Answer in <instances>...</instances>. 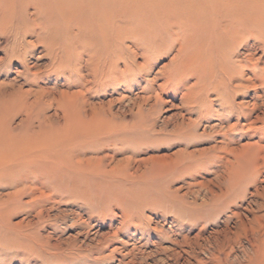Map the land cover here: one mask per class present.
Here are the masks:
<instances>
[{
    "label": "rangeland",
    "instance_id": "374dc122",
    "mask_svg": "<svg viewBox=\"0 0 264 264\" xmlns=\"http://www.w3.org/2000/svg\"><path fill=\"white\" fill-rule=\"evenodd\" d=\"M171 5L164 3L168 11L160 18L166 33L170 23L193 19L191 9L171 11ZM262 6L264 0L245 5L238 22L230 14L212 17L205 11L196 17L205 24L197 40L209 51L193 65L200 72L171 82L178 46L161 31L159 37L134 33L137 22L123 29L126 36L110 52L118 55L111 70L116 76L102 81H92L83 63L79 76L72 62L63 71L17 18L0 24V105L18 89L32 90L24 98L33 101L41 86L55 98L60 90H79L73 99L81 108L78 113V104H67L79 122L66 133L51 132L53 145L39 155L53 163L60 150L67 172L38 174L42 162L35 161L26 171L51 197H36L31 205L22 196L11 211L0 210V264H264V15L253 20ZM221 21L231 23L229 28L236 24L233 33L226 29L233 34L226 43L215 39L221 28L214 22ZM59 26L57 51L65 46L73 57L81 45L91 44L92 39L79 42L87 40L79 27L90 23L78 16ZM153 38L160 42L157 52L147 45ZM144 52L151 60H144ZM48 102L41 96L27 112L11 114L14 131L32 118V135L43 139L40 113L53 120L50 129L61 127L62 112ZM91 107L110 123L95 134L79 130ZM228 142L241 149L236 159L221 150ZM70 154L85 165L90 160L91 171L71 170ZM8 191L0 189V200Z\"/></svg>",
    "mask_w": 264,
    "mask_h": 264
},
{
    "label": "bare ground",
    "instance_id": "6f19581e",
    "mask_svg": "<svg viewBox=\"0 0 264 264\" xmlns=\"http://www.w3.org/2000/svg\"><path fill=\"white\" fill-rule=\"evenodd\" d=\"M260 1L261 0H0V24L2 26H7L8 23L13 22L14 19L17 18L16 20L18 21V24L22 26L23 32L33 34L36 33V42L45 45V47L43 45L42 46L50 54V59L53 61L57 60L58 65H56L59 66L62 70L63 68H65V63L72 62V65L76 70L75 72L79 76V65L81 66V63H83L82 65L87 67V70L90 71L92 75V81H95L97 77L99 78V76L101 77L102 81V78H107L108 76H116L115 72H112L111 70L115 68L114 65L116 64V60L114 59V57L118 55H115L117 52L113 54H110V52H113L115 46L120 43V40H122L124 36H126V30L123 29L126 28L129 23H139L138 27L133 30L134 33H149L154 37H159V32L161 31L160 18L164 17L168 11L162 9L163 7L165 8L164 3L169 2L173 5H171L172 7H170L171 11L173 9L174 11L179 10L180 8H183L181 6H185L191 9L193 19L185 24H181V21L180 23H170V27L166 29L169 34L164 32L163 30L161 31L162 33H164L163 39L165 36H169V38L172 40V44H176L178 46V57L170 68V75L169 79L167 80V82H171L172 78L185 75L186 72H200L201 70L199 69V67L195 68L196 65H193L195 64V62L196 64L198 62L202 63L201 54L203 55L202 52L207 50L206 46L204 47V45L202 43H199V41L197 40L203 32L205 24L197 21L198 19H196V17L198 18L199 16H202L203 12L205 11V13H208V15L214 14L212 15V17L227 18L230 14L234 19H237L235 21L238 22V20H242L241 16H243L246 12L242 10L245 5H254L260 3ZM31 8L33 9L30 12L29 10ZM131 9L136 11L133 16L129 15V10ZM254 12L255 13L253 14V20L262 18V16L264 15V7L262 6L260 7V9H257V11ZM76 16L79 17L80 22L90 23V27H87L85 29L79 27V33L83 32L82 34L87 38V40L85 41L79 38V42L87 43L88 39H92V41L88 47L85 45H81L79 47L81 49L79 50V55L75 54L72 57L69 54L70 51H68L67 47H65L64 45V47H61V49L58 51L56 50L55 46H57L56 43L60 39V22H69L71 18ZM118 17H121V19L117 23L116 18ZM214 24H216L217 29L221 28L217 31L215 39H217V41L221 43H226L228 37L233 36V34L228 35L226 29L228 28L229 34L233 33L236 24L233 23L231 25V28H229V25L231 23H224L221 21L214 22ZM15 32L16 31L14 30V34ZM234 34H236V32ZM147 45L150 50H155L156 52L160 48V42H158L154 38L148 39ZM81 47L84 49H82ZM82 50L86 51V56H83V53L85 51L83 52ZM144 53V60H151L149 59L150 57L147 55V53ZM200 59L201 61H199ZM25 65L26 64H24V66ZM125 66L128 67L127 64H125ZM256 85H254V87ZM40 87L36 88V90L34 91L35 98L33 101H29L28 99L24 98L26 97V95L31 94L32 90L23 92L21 91V89H18L17 91L11 92L10 95L8 94V96L4 98L6 101L1 103L0 105V189H10V191H8L6 195H4L7 198L5 200H0V210H8V212L11 211L12 206L10 207V204L13 202L21 204L22 196H28L29 200L27 201L31 205L35 203L36 197H51V194L47 193L46 190H44V187L40 185L39 178L36 177L34 179L32 175L26 176V171L28 170L31 162H42L39 163L41 165H38L37 167L38 174L43 173L44 175H48L50 171L54 170L55 175L59 176L67 172L66 165H63V163L60 162L64 160L59 159L60 155L62 154L60 150L58 151V153L54 154V158H51L53 163H45V161L48 160V157H46L44 161V155L43 157H40L39 155L42 154L41 151L43 149L51 147L53 145L52 141L49 138L51 137V132L57 131L61 134L66 133L64 129L69 130V128L74 127L71 125L79 122L78 118L75 120V116L74 118L72 117L69 108V105L74 106L78 104L77 112H80L79 110L81 108L79 107V101H74L73 99L74 97L79 95V90L73 93H68L65 90H60L58 91V98H55L53 95V90L46 92ZM41 96H47L49 99L48 104L51 105L55 103L57 108L62 112L64 121L62 126H56L54 127V129H50V126L52 125L51 122L53 120H51L50 117H45L43 113H40V115H43L42 120L45 121L43 122V124L44 126H46L41 127L43 129L40 128L39 130L43 139L36 140L34 138L35 136H33L34 134L32 133V125L34 120H32V118L26 120V127H24L22 131L15 132L14 128L11 126V114L13 115L22 111L27 112L28 108L31 105L33 106L35 103H37ZM19 103L21 108H19ZM34 119H37L39 123L42 122L41 117H34ZM85 120L86 122L85 124H83L84 127L80 126L79 130L83 129L84 131H90L91 133H94V131L98 132V128L100 126L102 127L105 123H109L107 120H105L103 113H99L94 107H91L90 117H87ZM251 124L249 125L251 126ZM233 126L236 125H230V128H232ZM108 128H111V126ZM229 143L230 142L226 143V146H222L221 150L225 152V154L232 153L234 155V158L236 159V157H239L241 149L229 148ZM33 150L37 151L33 152ZM202 152L203 151H200L199 154H201ZM78 157L79 156L77 154L69 155V160L71 161L70 163L72 165L70 169L74 171H79V169L91 171V168L89 166L91 164L88 163L90 162V160L86 161L87 164L85 165L83 163V160L79 159ZM71 158L75 159L72 160ZM127 160V163H129V159ZM56 162L57 164H54ZM110 172L113 171L111 170ZM57 178L58 177L52 179L59 180ZM60 187L64 188V186ZM35 194H37L38 196H36Z\"/></svg>",
    "mask_w": 264,
    "mask_h": 264
}]
</instances>
